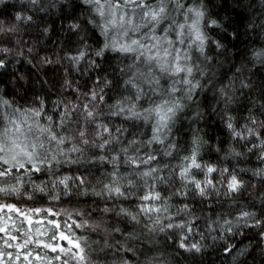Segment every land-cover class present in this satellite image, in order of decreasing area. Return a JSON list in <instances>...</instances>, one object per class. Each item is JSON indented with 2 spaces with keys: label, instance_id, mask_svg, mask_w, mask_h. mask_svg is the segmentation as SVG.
Returning a JSON list of instances; mask_svg holds the SVG:
<instances>
[{
  "label": "clouds",
  "instance_id": "obj_1",
  "mask_svg": "<svg viewBox=\"0 0 264 264\" xmlns=\"http://www.w3.org/2000/svg\"><path fill=\"white\" fill-rule=\"evenodd\" d=\"M0 10V264H264V0Z\"/></svg>",
  "mask_w": 264,
  "mask_h": 264
},
{
  "label": "trees",
  "instance_id": "obj_2",
  "mask_svg": "<svg viewBox=\"0 0 264 264\" xmlns=\"http://www.w3.org/2000/svg\"><path fill=\"white\" fill-rule=\"evenodd\" d=\"M4 18H10V12L6 13V12H4L3 10H0V19H4ZM56 47H57V45H56V44H53V41L49 40V41L47 42V47L41 49V54H42V55H43V54L52 55V51H53ZM21 67H23V66H21ZM29 70H30V71H34V70L31 69V68H30ZM44 73H45V78H46V79H49L50 81L56 79V75H57V73H56V71L53 70L51 67H46V68L44 69ZM0 83H3V81H0ZM9 92H11V88H10V87H9ZM51 99H55V92H54V91L51 93ZM49 219H50V220H54V219H56V217L52 216V214H49ZM33 220L35 221V220H37V219H36V218H33ZM39 220L43 221V218H41V219H39ZM26 226L29 227V228H31V225H29V224H27V223H26ZM0 235H3V233L0 232ZM64 243H66V241H61V245H63ZM9 251H11V249H9ZM17 251H21V252H22L23 250H22V249H17ZM49 253H50V254H54V253L51 252V250H49Z\"/></svg>",
  "mask_w": 264,
  "mask_h": 264
},
{
  "label": "snow or ice",
  "instance_id": "obj_3",
  "mask_svg": "<svg viewBox=\"0 0 264 264\" xmlns=\"http://www.w3.org/2000/svg\"><path fill=\"white\" fill-rule=\"evenodd\" d=\"M8 211H9V212H11V211H17V212H18V210L12 209L11 206H9ZM19 214L22 215V216H24V219H25L26 223L29 224V225H32V224H34V223L37 224V225H39V224H43V221H41V220H35V221H34V220H33V217L30 216V215H26V214H24V213H19ZM37 214H39V210H37ZM49 214H51V213H49ZM56 226L59 227V225H56ZM4 230H5V229L0 228V232H2V231H4ZM60 238H61L62 240H67L69 244H73V242H72L71 240H68V237L65 236V235H63V234L60 235ZM40 244H41L42 247L49 248L52 252L57 251V248H56V247H53V246L48 245V244H44L43 242H40ZM73 246L78 247V245H74V244H73ZM60 251H63V249L61 248ZM26 258H27V257H26ZM36 258L39 259V257H36Z\"/></svg>",
  "mask_w": 264,
  "mask_h": 264
}]
</instances>
